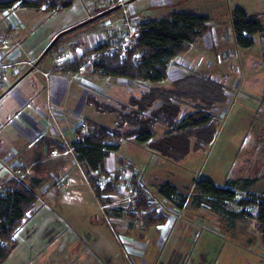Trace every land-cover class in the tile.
<instances>
[{
    "label": "rangeland",
    "instance_id": "1",
    "mask_svg": "<svg viewBox=\"0 0 264 264\" xmlns=\"http://www.w3.org/2000/svg\"><path fill=\"white\" fill-rule=\"evenodd\" d=\"M68 1L71 3L68 4ZM158 2L161 5L164 0ZM200 2L203 6H199ZM213 2L223 6L227 4L226 0ZM115 3L120 4L119 7L109 11L113 13L107 17L99 19L107 10L117 6L113 5ZM211 3L209 0H192L193 6L190 1L179 0L176 11H190L200 15ZM21 4L17 7H23ZM100 4H105L108 8L94 14L96 9L92 10ZM174 4L170 6L173 11ZM155 5V0H59L57 7L51 4L49 9L46 6L44 11L37 12L31 7H25L22 11L0 8V17L3 16L0 19V64L10 65L9 68L0 69V89L3 87L2 90L8 92L26 76L14 91H10L0 101V128L8 126L10 119L16 121L15 115L20 112L14 110L18 99L27 101L22 109L23 117L30 122L37 121L43 130L48 129L59 136L62 134L61 130L71 133L78 126L81 134L88 133L92 131L90 121L114 129L116 113L97 110L93 102H89V97L103 107L120 109L123 105L129 111L130 96L139 97L151 86L184 91L186 80L178 86L174 83L186 74L217 78L225 84L223 101L216 103L208 111L216 126V135L210 145L191 149L177 161L160 156L147 145L134 140H123L118 151L107 153V168L111 173L120 170L124 180L117 185V192L111 197L109 205L99 203L98 206L94 200L90 202L86 193L81 201L58 206L51 202V198L57 196L50 197L42 193L43 190L47 191L46 186L57 189L55 186L65 181L63 173L67 162L71 166V158H44L45 162L40 164L39 170L35 169V158H23L27 168L31 169H27L28 172L20 164L12 167L14 161L8 164L0 162V179L8 177L7 168L12 167V175L0 180L1 196L6 194L7 189L10 190L8 185L11 179L24 181L27 179L24 174L28 173L29 177L34 174L29 185L35 189L38 203L48 200L56 212L52 214L40 210L37 214L43 216L44 220H40L39 224L37 220V225L30 223L20 229L16 235L18 247L13 256L3 264H264V246L259 241L256 222L257 208L253 204H237L241 200L252 201L264 193V109L261 106L264 92V5L243 4L247 9L249 7L248 11L253 9L258 14L263 26L254 36V47L237 58L246 59L242 64L234 65L231 56H219L223 55L220 52L227 50L230 37L226 34L229 28L225 29L224 26L225 15L217 12L215 15L222 17L216 20L209 18L210 30L198 37L188 50L171 60L167 79L160 82L102 76L93 67H84V64L78 74L63 71L66 62L78 58L81 52L90 56L86 60L91 64L97 62L99 57H92L96 46L104 44L112 36H120L123 31H131L142 22L157 18L162 10ZM69 6L71 9H67ZM80 13H91V17L79 20ZM23 14H34L28 23L33 20L34 25H40L41 28L34 31L28 25L27 29L16 30L12 34L7 32L4 23L9 17L21 22ZM97 15L100 16L61 35L57 45L45 52L47 45L61 31ZM226 19L231 22V16ZM30 31L32 33L28 34ZM219 42L221 45L218 46ZM16 51L18 52L10 59L9 56ZM254 55H260V58L255 59ZM207 60L211 63L206 64ZM45 71L48 73L43 75ZM15 93L21 97H16ZM2 94L1 91L0 96ZM195 102L199 101L188 97L180 99L182 112L179 119L194 111ZM49 105L55 111V121L47 113ZM30 109L38 111V115L34 111L29 113ZM41 113L46 114V117H41ZM167 130L165 126L156 124L153 138L164 136ZM2 138L9 142L12 140L4 131ZM72 143L74 142L70 143L67 138L62 142L52 143L48 153L54 155L60 152L53 145H63L67 151L70 149L72 152ZM2 144L4 143L0 139V153H5L0 158H16L15 150L19 147L17 140L12 146ZM72 156L65 153V157ZM118 158H123L136 168L138 180L144 186L147 197L156 203L158 213L166 217V222L162 225L144 228L143 216L132 208L135 193L129 183L131 173L126 166L118 164ZM59 162L62 165L58 167ZM16 170L20 172L15 174ZM76 170L87 177L83 165H76ZM36 175L41 181L38 186L34 183L37 181ZM54 175L59 177L56 176L58 178L55 179ZM256 176L259 178L254 184L245 185L246 178ZM200 178L208 179L217 186H230L236 194L235 200L225 203L224 211L211 208L209 200L205 198L194 206L196 189L193 181ZM109 180L110 178L101 177L99 184L103 186ZM166 181L174 184L181 196L188 198L187 208H178L175 203L166 201L157 194L158 186ZM232 182H236L235 187L231 185ZM192 205L202 208L188 207ZM113 210L121 214L115 221L112 220L115 217H111ZM224 212L243 214L228 219ZM66 215L72 221L78 219L72 222ZM96 225L100 228L95 227ZM28 229H33L34 232L27 234L29 237L24 239L22 233ZM23 252L25 256L21 257Z\"/></svg>",
    "mask_w": 264,
    "mask_h": 264
},
{
    "label": "trees",
    "instance_id": "2",
    "mask_svg": "<svg viewBox=\"0 0 264 264\" xmlns=\"http://www.w3.org/2000/svg\"><path fill=\"white\" fill-rule=\"evenodd\" d=\"M16 1L19 0L0 2V8L11 7L10 5ZM58 2L59 0H22L24 7L33 8H39L44 4L57 7ZM69 3L71 2L68 1ZM103 10L96 9L94 14ZM111 13L113 12L105 13L99 19ZM210 27L209 18L206 16L191 12H169L159 19L142 22L137 26L135 34L138 42L128 49L125 57L98 56L99 60L93 62V70L102 76L160 82L167 79L171 60L188 50L198 37L210 30ZM231 28L235 44L245 49L253 45V36L261 31V24L255 16L247 15L243 10L236 8L231 14ZM57 40L52 45L53 48L57 45ZM86 54L82 53L78 58L66 62L63 71L77 73L83 65ZM184 80L187 84L184 91L151 86L139 97L130 96L129 111L123 105L120 109L103 107L89 97V102L92 101L97 110L116 113L114 129L94 121H90L92 131L88 133L81 134L79 126L74 129L77 139L72 143L73 153L77 163L85 168L90 186L100 204H111V197L116 194L117 185L124 182L120 170L111 173L106 165L107 153L118 151L123 140H134L147 145L160 156L163 155L175 161L185 157L191 149L196 150L213 142L216 126L208 111L216 103L223 101L225 84L217 78L199 77L191 73L183 76L181 80H176L174 85L178 86ZM182 97L199 102L194 103V111L179 119L182 112L180 104ZM261 106L264 109V92ZM156 124H161L168 130L164 136L154 139ZM53 146L60 153L66 150L63 146ZM50 147L47 149L48 152L51 151ZM117 162L121 167L126 166L131 173L129 183L131 190L135 193L132 208L143 216L144 228L149 229L166 222V217L158 213L156 203L147 197L133 164L125 162L123 158H118ZM101 177L110 178V180L101 186L99 184ZM258 178L257 176L246 178L244 183L246 186L252 185ZM193 184L196 189V195L193 198L198 205L205 198L209 200L211 208L224 211L225 203L235 200L236 194L228 185L219 187L203 178L194 180ZM231 185L235 187L236 182H232ZM8 186L10 190L7 189L6 194L0 196V264L5 263L17 246V232L37 211V196L32 187L15 178L9 181ZM157 194L166 201L175 203L178 208H182L188 200L187 197L181 196L174 184L167 181L158 186ZM237 204L256 206L258 236L260 243L264 246V193L252 201L241 200ZM111 214V217H121L116 210H113ZM226 214L230 217H240L243 213Z\"/></svg>",
    "mask_w": 264,
    "mask_h": 264
},
{
    "label": "crops",
    "instance_id": "3",
    "mask_svg": "<svg viewBox=\"0 0 264 264\" xmlns=\"http://www.w3.org/2000/svg\"><path fill=\"white\" fill-rule=\"evenodd\" d=\"M6 1H9V0H0V2H6ZM156 1V5L155 7L159 8L162 10V13H160L157 18L155 19H159L160 17L164 16L165 14L169 13V12H177L176 11V4L179 3V0H164V3L159 5V2L158 0H155ZM163 1V0H162ZM191 2L192 4V0H182V2ZM212 3L210 5H207L206 8L204 9V13H200V15L202 16H206L208 18H212V20H216V18H219V17H222L220 15L216 16L215 14H217V12L219 14H223L225 15L224 16V26H225V29L229 28V32H227V36L230 37V43L227 44V50H224V52H220V53H223V55H219L222 57H232V60L234 61V65L235 64H242V62H244L246 59H241V60H237V58H241V54H244L245 52H247L249 50V48H239L235 42H234V38H233V33L231 32V22L229 23L228 20L226 19V17H230L231 16V11L238 8V9H241L243 10L247 15H250V16H255L261 26L262 25V21L260 20L258 14H256L254 12V10H249V7L248 9L243 5V4H256V6H262L264 5V0H226L227 4L226 6H223L222 5H218V2H213V0H209V2ZM175 2V4H174ZM133 3V2H131ZM175 6V10H171L170 9V6L173 5ZM199 6H203V3H198ZM193 5V4H192ZM11 7H4L2 9H6L7 11H9L10 9L12 8H16V10L18 11H22L25 7H17V5H15L14 3L12 5H10ZM46 4L42 5L41 7L39 8H33L31 7V9L34 10V12H37L38 10H43L46 8ZM161 6V7H159ZM194 6V5H193ZM50 7V6H47V8ZM108 7H106L105 4H100L99 6L95 7L92 11H94L95 9H106ZM49 9V8H48ZM67 9H71V6L67 7ZM183 12H190V11H183ZM193 13V12H191ZM264 13V11H263ZM195 14V13H194ZM2 15V14H1ZM6 15V14H4ZM35 15L34 14H23L22 16V19L23 21L21 22H16V21H13L12 17L10 16L9 17V20L7 22L4 23V27L6 29H8L7 32H10L11 34L13 32H15L16 30H24V29H27L28 25L30 26L29 29H33L34 31H36L38 28H41V26H35L34 25V21L32 20V22H29ZM91 17V13H88L87 15L85 13H80V16L78 17L79 20H83L85 18H88V17ZM0 19L2 20L3 19V16L0 17ZM149 20H153V19H149ZM148 20V21H149ZM4 21V20H3ZM2 21V22H3ZM210 21V19H209ZM31 23V24H30ZM67 28V25L65 26ZM33 31V32H34ZM32 31H30L28 34H31ZM51 33H54V31H51ZM50 33V34H51ZM218 35V34H216ZM256 35V34H255ZM254 35V36H255ZM253 36V45L250 47V48H253L256 41H255V38ZM48 42H50V40H48ZM47 44V43H46ZM221 45V43L219 42L218 46ZM41 46H45V45H41ZM48 46V45H47ZM219 49V47L217 48ZM216 49V50H217ZM18 51L14 52L12 56H9L10 59H12L15 55V53H17ZM179 56V55H178ZM176 56V57H178ZM230 57V58H231ZM251 57V56H250ZM260 58V55H254V58L257 59V58ZM201 60H203V57L200 58ZM227 58H225L226 60ZM251 60L253 58H250ZM37 63V62H36ZM211 61L210 60H207L206 61V64H210ZM3 64H0V69L2 67ZM57 68H55L56 70ZM2 70V69H1ZM81 70V69H80ZM79 70V71H80ZM79 71L76 73L78 74ZM46 73H48V71L44 72L43 75H45ZM187 75V74H186ZM49 76V74L47 75V77ZM25 77H23L14 87H12L8 92H4L2 89L3 87L0 89V92L2 91L3 94L0 96V101L10 92V91H14L17 87V85L23 80L25 79ZM15 96L20 98L21 95H18L15 93ZM18 105L16 106V108L14 110H20V112L18 114H16L15 116H17V119L16 121L14 119H10V123L7 125H4L0 128V133H1V136H0V139H1V143H4L2 145H10L12 146L14 144V141L17 140V145L19 146L16 150H15V155H16V158H10V156L8 157H4V158H0V162L1 163H5V164H8L10 161H14L13 162V166H17V165H22V166H25L26 167V171L28 172V170H31V169H28L30 167L27 168V165H26V162H24L23 158H35V161L37 163V166H36V170H39V168L41 167L40 164H44L45 162V159L44 158H71V166H69V162H67V168L64 170V175L66 176V179L65 181L60 185H54L57 189L53 188V187H45V190L47 191H44L42 193L44 194H48L50 195V197H54V196H57L56 198H51V202L53 203H57L58 206H61V205H70L72 202H78V201H81L84 199V196L85 194L87 193V196L88 198L90 199V202H92V200H94V202L96 203V205L100 206L99 202L97 201V199L95 198V195L90 187V184H89V181L87 179V177L85 176L84 173H80V172H76V165H80L79 163H77L76 161V158H75V154L72 152H70L71 150L68 149L67 151V148L63 145V147L66 148V150L63 152V153H56L54 155H51L50 153H48L47 149L50 147V144L52 143H59V142H62L63 140H65L66 138L68 139V141L71 143V142H75L76 141V135L74 133V130L73 132H64L63 130H60L62 131V134H54L53 131H50V130H43V127L41 125H39V123L37 121H31L28 119V118H25L22 116V109H24V107L27 105V101L22 99H18ZM13 110V111H14ZM35 112L36 115H38V111L36 110H32L30 109V111L28 110L29 113L31 112ZM2 113V111L0 110V114ZM47 113L48 115L51 117V119L53 121L56 120V115H55V111L53 109L50 108V105L47 106ZM51 114V115H50ZM41 117H46V114H43L41 113L40 114ZM49 117V119H50ZM50 119V121L52 122V120ZM53 123V122H52ZM5 132L7 133L11 138L12 140L9 142L7 141L6 139H3L2 138V132ZM46 138V139H44ZM41 148V149H40ZM42 152H41V151ZM68 152L70 153L71 155H73L72 157H65V153ZM5 154V153H4ZM3 153H0V157L4 155ZM36 158H39V159H36ZM62 163L59 162L58 163V167L61 166ZM11 167V168H12ZM7 168V167H5ZM11 168H7V172H8V177L9 175L11 174ZM2 169V166H0V171ZM28 169V170H27ZM13 171V170H12ZM12 175V174H11ZM34 175V174H33ZM32 175V176H33ZM24 177H27L26 180H24V183L28 186L31 187V185H29V182L30 181H33L31 179L32 176L29 177V174L26 173L23 175ZM58 176V175H56ZM54 175V178L57 179L58 177H56ZM7 176L5 178H2L0 179L1 181L5 180L8 178ZM39 176L36 175L35 176V180H37L35 183V186H38L39 183L41 182L39 180ZM56 183V181H55ZM215 184V183H214ZM216 185V184H215ZM219 187H224V186H221V185H218ZM33 191L35 192V189L32 187ZM37 196V195H36ZM83 197V198H82ZM188 199V198H187ZM38 200L39 198L37 197V202H36V205H37V211L36 213L30 218V220L25 224L24 227H26V225H29L30 223L32 224H35L37 225V220H38V224L40 222V220H44V217L43 216H38V212L40 210H43L44 212L45 211H49V213H52V214H55L56 212L54 211V209H52V205L49 204V201H43L41 200V203H38ZM188 204V200L183 204V208H187L186 205ZM193 205L194 206H197V203L196 202H193ZM188 206V207H194V206ZM200 209L202 207H194V209ZM207 209V208H206ZM219 210V209H217ZM213 215H218V214H215L213 212H211ZM218 213V212H216ZM225 216L228 218V219H231L232 217H230L229 215L225 214ZM66 217L68 218V220H71V218L66 215ZM235 217V216H234ZM215 218V217H214ZM78 218H75L74 221L72 222H75V220H77ZM113 221L117 220L116 218H112ZM44 223V221H43ZM51 225V224H50ZM230 225V224H229ZM49 226V225H48ZM95 227H99L100 226H95ZM158 227V226H157ZM23 229V228H22ZM33 229H28L26 231H23L22 233V237L24 239H26L27 237H29V233H33ZM43 232V231H42ZM29 234V235H27ZM18 247V244L17 246L13 249L12 253L10 254V256L8 257V259H10L13 255V252L14 250ZM30 247V246H29ZM27 250V249H26ZM28 253V251H27ZM27 253H26V256H27ZM24 252L21 254V257H24ZM18 259V258H17Z\"/></svg>",
    "mask_w": 264,
    "mask_h": 264
},
{
    "label": "built area",
    "instance_id": "4",
    "mask_svg": "<svg viewBox=\"0 0 264 264\" xmlns=\"http://www.w3.org/2000/svg\"><path fill=\"white\" fill-rule=\"evenodd\" d=\"M20 4H21V0L16 2L15 5H20ZM136 29H137V27L132 28V30L129 32L123 31L120 33V36H116V37L112 36L111 38L106 40V42L104 44L101 43L100 45L96 46L97 49L95 48L93 50V53L91 52L92 57L93 56L97 57V56H102V55H104V56L118 55L119 57H125L128 49L133 44H136L138 42V40L136 39V34H135ZM82 53L83 52H81V54ZM89 57L90 56L84 57V62H83L84 67H86V66L87 67H93V64H91V62L89 60H86ZM9 66H10L9 64H5L1 67V69L9 68ZM82 68H83V66L81 67V69ZM19 172H20L19 170H16L15 174L19 173ZM13 175H14V171H13ZM0 196H1V186H0Z\"/></svg>",
    "mask_w": 264,
    "mask_h": 264
},
{
    "label": "water",
    "instance_id": "5",
    "mask_svg": "<svg viewBox=\"0 0 264 264\" xmlns=\"http://www.w3.org/2000/svg\"><path fill=\"white\" fill-rule=\"evenodd\" d=\"M119 5H120V4H119ZM119 5L115 6L114 8H111V9L107 10L106 12H109V11H112L113 9H115V8H118ZM106 12H105V13H106ZM100 15H101V14H100ZM100 15H97V16H95V17L89 18V19H87V20H85V21H83V22H81V23H79V24H77V25H75V26H72V27H70V28H67V29L61 31L59 34H57V36H56L55 38H53L52 42H50V43L48 44V46L46 47L45 52L48 51V50L52 47V45L56 42V40H57L61 35H63V34H65V33L69 32V31L73 30L74 28H77L78 26H80V25H82V24H86L87 22H89V21H91V20H93V19H96V18L99 17ZM45 52H44V53H45ZM23 76H24V75H23ZM23 76H22V77H23ZM22 77H21V78H22Z\"/></svg>",
    "mask_w": 264,
    "mask_h": 264
},
{
    "label": "clouds",
    "instance_id": "6",
    "mask_svg": "<svg viewBox=\"0 0 264 264\" xmlns=\"http://www.w3.org/2000/svg\"><path fill=\"white\" fill-rule=\"evenodd\" d=\"M20 1V0H19ZM16 2H18V1H16ZM16 2L14 3V4H16ZM21 3H22V1H21ZM22 5V4H21ZM18 6V5H17Z\"/></svg>",
    "mask_w": 264,
    "mask_h": 264
}]
</instances>
